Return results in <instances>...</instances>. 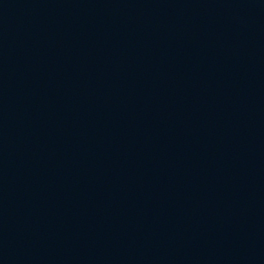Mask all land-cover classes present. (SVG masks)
Segmentation results:
<instances>
[{
    "label": "water",
    "instance_id": "water-1",
    "mask_svg": "<svg viewBox=\"0 0 264 264\" xmlns=\"http://www.w3.org/2000/svg\"><path fill=\"white\" fill-rule=\"evenodd\" d=\"M0 264H264V0H0Z\"/></svg>",
    "mask_w": 264,
    "mask_h": 264
}]
</instances>
